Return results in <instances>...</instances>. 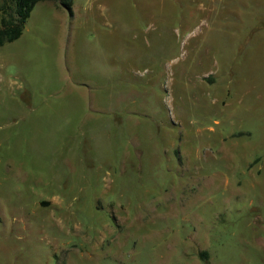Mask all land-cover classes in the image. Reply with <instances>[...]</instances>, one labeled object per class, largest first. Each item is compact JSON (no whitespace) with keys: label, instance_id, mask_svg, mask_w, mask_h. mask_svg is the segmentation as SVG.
<instances>
[{"label":"rangeland","instance_id":"1","mask_svg":"<svg viewBox=\"0 0 264 264\" xmlns=\"http://www.w3.org/2000/svg\"><path fill=\"white\" fill-rule=\"evenodd\" d=\"M72 6L0 45V264H264V0Z\"/></svg>","mask_w":264,"mask_h":264},{"label":"trees","instance_id":"2","mask_svg":"<svg viewBox=\"0 0 264 264\" xmlns=\"http://www.w3.org/2000/svg\"><path fill=\"white\" fill-rule=\"evenodd\" d=\"M38 0H0V45L17 38ZM72 13L73 0H57Z\"/></svg>","mask_w":264,"mask_h":264},{"label":"crops","instance_id":"3","mask_svg":"<svg viewBox=\"0 0 264 264\" xmlns=\"http://www.w3.org/2000/svg\"><path fill=\"white\" fill-rule=\"evenodd\" d=\"M39 1V0H38ZM40 1H42V0H40ZM46 1V0H45ZM47 1H52V2H55L56 0H47ZM73 3V2H72ZM34 7V6H33ZM33 9V8H32ZM32 9H31V11H32ZM91 12V11H90ZM31 13V12H30ZM30 15V14H29ZM71 16H74L75 15V8L72 6V13L70 14ZM28 18V17H27ZM24 28V27H23ZM23 31V30H22ZM21 35V34H20ZM19 35V36H20ZM18 36V37H19Z\"/></svg>","mask_w":264,"mask_h":264}]
</instances>
